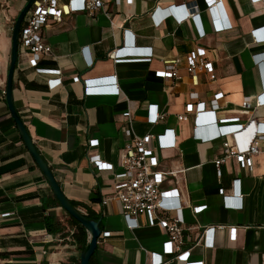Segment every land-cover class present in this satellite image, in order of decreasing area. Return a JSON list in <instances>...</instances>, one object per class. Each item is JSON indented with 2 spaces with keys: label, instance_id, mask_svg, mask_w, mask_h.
<instances>
[{
  "label": "crops",
  "instance_id": "0c3cea01",
  "mask_svg": "<svg viewBox=\"0 0 264 264\" xmlns=\"http://www.w3.org/2000/svg\"><path fill=\"white\" fill-rule=\"evenodd\" d=\"M28 1L0 0V168L7 170L0 176V264H81L89 234L58 204L2 95L7 86L14 26ZM104 1L106 8L93 15L76 13L61 23L50 22L42 37L52 53L41 62L19 48L13 87L15 107L62 191L83 214L99 217L103 232L110 234L99 239L94 264H155V256L163 259L157 264H186L176 254H165L167 232L152 225L147 215L140 216V226L130 230L118 201L103 204L114 194V176L111 171L98 170L90 157L99 156L119 170L122 150L129 142L124 134L130 125L123 115L126 111L132 114L131 127L138 136L174 131L177 148L158 152L159 170L174 173L163 189L179 192L176 202L180 200L186 222L183 252H190V260L264 264V143L259 144L261 153L245 163L230 156L220 171L215 166L225 155V142L234 150H242L252 144L256 126L264 125V106H255L256 97L264 90V42H257L253 34L264 28V0H217L220 6H214V13L224 26L232 24L229 30L212 21L206 0ZM156 6L162 10L182 6L179 16L195 7L206 35L202 37L192 21L180 24L165 18L157 26L152 18ZM164 15L160 12L158 19ZM121 47L152 50V57L147 60L149 55H128L116 63L108 56ZM197 49L206 51L213 72L197 70L195 84L187 58ZM175 58L181 59L178 74L182 80L157 77L156 73L165 69V61ZM38 69L61 70L62 86L50 89L48 82L59 76ZM114 75L121 96L87 97L83 82L74 81L76 76L85 80ZM218 94L222 98H217ZM215 99L219 121L245 125L241 132L207 139L214 134L211 123L196 130L194 113L188 121H178L177 116L186 113L188 104L196 109L202 102L206 110H215ZM247 99L252 107L245 110ZM149 105L165 114L159 124L148 123ZM197 131L201 137H195ZM173 137L168 136L167 141ZM234 182H238L242 200L236 190L233 194ZM220 189L234 195L230 200L234 207H225ZM173 200L170 202L176 204ZM241 201L243 208L235 207ZM194 206L206 209L195 214ZM208 226L225 228L216 230L214 247L206 245L203 235ZM233 227L235 241L230 239Z\"/></svg>",
  "mask_w": 264,
  "mask_h": 264
},
{
  "label": "built area",
  "instance_id": "2783aa9c",
  "mask_svg": "<svg viewBox=\"0 0 264 264\" xmlns=\"http://www.w3.org/2000/svg\"><path fill=\"white\" fill-rule=\"evenodd\" d=\"M258 2L259 0H253ZM210 5L209 9L212 10L213 19L215 23L219 24L222 30H229L232 24L224 26L221 18L214 13V6H220L219 1L206 0ZM120 4V0L116 1ZM216 4V5H215ZM106 4L104 0H36L30 10L28 11L24 22L21 27L19 36V48L27 54L32 60L39 63L44 57L51 55L52 50L50 45L45 43L42 32L50 22L61 23L64 18L76 13H88L93 15L95 12L104 10ZM181 7H170L162 10L159 6H156L152 12V18L157 22V26H160L165 18H174L177 23H184L192 21L197 27H199V34L204 37L206 35L205 30L200 24V13L195 7L193 10L187 9V12L183 16H179L178 12ZM165 12L163 18L158 19L160 12ZM226 19V18H224ZM264 28H260L253 31L256 36L257 42H264V36L262 35ZM132 38V35H129ZM134 39V37H133ZM147 50V51H146ZM146 51V52H143ZM128 55H149L145 57L147 60L151 59L152 50L148 49H125L115 48L109 53V58L114 62H123ZM89 63L92 64L90 58ZM188 72L192 76L195 84L198 83L196 75L197 70L206 72H213V64L206 58V51L204 49H197L195 54L188 56ZM181 63L180 58L165 61V69L156 73L160 78H172L175 81L182 80V77L178 74V66ZM38 72L49 75H57L59 78L51 79L48 82L49 88L54 90L62 86L63 80L61 78V70H46L38 69ZM212 79L215 76L212 75ZM75 82L82 81L84 84L85 96H121L122 90L117 83V75H114L108 79H85L76 76ZM105 82L112 83L111 86L102 85ZM2 95L6 96V91L2 92ZM195 95V94H193ZM222 94H218L217 98H222ZM197 99V96L193 97ZM255 106H264V90L255 99ZM215 110H206V103H198L195 109V105L190 103L187 105L186 113L177 116L179 122H186L189 120V115L194 113L195 115V127L198 130V126L204 123H211L214 130V134L207 137L212 139L215 137H225L241 132L245 125L239 123H233L234 120H220L217 118L216 112L218 111V99L214 100ZM252 107L250 99L245 100L243 108L248 110ZM124 117L128 120L129 126L124 129L125 136L129 139V142L122 150L121 164L119 170H116L112 164H108L100 160L99 156L90 157V162L94 164L100 171H111L114 176V194L111 198H107L103 201L104 205H108L111 200L118 201L123 219L128 229L134 230L140 226L139 217L147 215L152 225H158L167 232V240L164 244L165 254H176L178 260H182L186 264H203L192 262L190 260V252H183V233L185 230V219L182 214L181 203L178 196V190H164L163 184L167 180L169 175L174 173H166L159 170L160 158L158 152L165 149L177 148L176 140L173 137L174 131L171 129L165 130L162 134L147 133L144 136H138L134 133L132 124V114L130 111H126ZM165 114L159 111V108L155 105L148 106V123L152 125L159 124L165 119ZM168 136L173 137L167 141ZM195 137H201L197 133ZM206 139V138H205ZM264 143V125L259 124L254 131V140L251 145L246 146L242 150H234L231 148L229 142L224 143L225 155L215 162L216 168L220 171L221 165L225 162L226 158L234 157L238 162L245 163L247 159L252 156L261 153L259 144ZM238 181V180H236ZM235 185L237 189H235ZM242 200L241 189L238 187V182H234L233 194L235 193ZM224 189H220V194L224 197L225 207H234L230 202L234 195L225 194ZM175 200L176 204L171 203L170 200ZM173 200V201H174ZM237 208H243V202L235 206ZM206 209V206H194L192 210L195 214H199ZM175 212L176 215L169 217L168 214ZM224 227L208 226L204 228V238L206 245L214 247L215 240L213 238L216 230H224ZM109 233L102 232L101 237H109ZM100 237V238H101ZM237 238L236 228H231L230 239L235 241ZM155 264L161 263L163 259L158 256Z\"/></svg>",
  "mask_w": 264,
  "mask_h": 264
},
{
  "label": "water",
  "instance_id": "95a60500",
  "mask_svg": "<svg viewBox=\"0 0 264 264\" xmlns=\"http://www.w3.org/2000/svg\"><path fill=\"white\" fill-rule=\"evenodd\" d=\"M35 1L36 0L28 1L26 6L20 12L16 20L15 26H14L13 36H12V56H11V63H10V68H9V73H8V78H7V86L5 90L6 91V101H7L9 110L13 116V119L16 123V126L18 128V131L29 153L31 154L35 163L37 164V166L43 173L47 182L49 183L59 204L73 219L79 222L81 226L85 228V230L88 232L89 242L81 254V264H90V261L97 250L98 241L103 232L102 228L100 227V221L88 219L85 216V214H83L80 210H78L71 204L70 200L66 197V195L62 191L61 186L56 180L55 175L52 169L50 168L49 164L40 154L35 142L33 141L22 118L20 117V114L18 113V110L16 109L15 103H14L13 87H14V75H15L16 66H17L18 57H19V36H20L21 27L24 22V19Z\"/></svg>",
  "mask_w": 264,
  "mask_h": 264
},
{
  "label": "trees",
  "instance_id": "16d2710c",
  "mask_svg": "<svg viewBox=\"0 0 264 264\" xmlns=\"http://www.w3.org/2000/svg\"><path fill=\"white\" fill-rule=\"evenodd\" d=\"M6 171H7V170L0 168V176L4 175V174L6 173ZM92 200H94V201H96V202L100 201L99 198H92ZM57 202H58V200H57ZM70 202H71V204H72L75 208L78 207L74 202H72V201H70ZM58 204H59V202H58ZM68 215H69V214H68ZM69 216H70V215H69ZM85 216H86L88 219H90V220L100 221V227L103 228V227H102V221H101V219H100L99 217L95 216L94 214H90V213L87 214V215H85ZM70 217H71V216H70ZM71 220H72V222H73L74 224H76L80 229L85 230V228H83V227L81 226V224H80L79 222H77L75 219H73L72 217H71ZM94 256H95V255H94ZM94 256L92 257V259H91V261H90V264H94Z\"/></svg>",
  "mask_w": 264,
  "mask_h": 264
}]
</instances>
